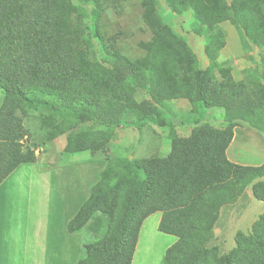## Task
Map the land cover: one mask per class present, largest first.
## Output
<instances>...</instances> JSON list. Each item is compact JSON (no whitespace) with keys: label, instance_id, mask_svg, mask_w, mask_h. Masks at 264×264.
I'll list each match as a JSON object with an SVG mask.
<instances>
[{"label":"trees","instance_id":"16d2710c","mask_svg":"<svg viewBox=\"0 0 264 264\" xmlns=\"http://www.w3.org/2000/svg\"><path fill=\"white\" fill-rule=\"evenodd\" d=\"M127 1L0 0V90L5 94L0 104V184L21 163L37 161L24 140L28 108L77 117L87 113L92 120L107 125L156 121L160 126L172 124V118L166 116L168 113L183 121L199 122L203 115L216 109L218 116L213 113L211 117H222L229 123L223 129L208 123L200 126L190 137L177 139L166 158L141 162L117 159L116 163L125 168L131 181L126 189L118 190L122 197L120 217L113 219L111 214L107 234L100 237L86 224L95 209L105 207L104 190L114 184L115 177L111 175L113 170L108 162L100 180L92 187L90 197L68 224V230L81 234L90 249L89 255L80 257L76 264H131L142 222L159 210L143 214L133 226L134 216L144 204L157 172L161 171L168 178L166 181L172 184L175 199L181 198L184 205L211 215H207L204 229L214 226L222 205L237 202L250 183L264 178V162L245 165L230 160L227 155L239 121L264 131V0H245L244 3L239 0L231 3L228 0H166L177 15L192 12L194 20L200 23L194 22L195 33L217 34L221 30L219 24L230 21L240 33L245 56L253 58L252 45L260 50V62L246 70L243 80H236L231 72L221 79L210 76L214 67H223L216 64L217 52L213 54L212 50L209 67L195 66L192 71L186 94L192 107L187 109L176 107L162 96L160 75L169 73L170 67L166 63L157 64V50L152 43L144 44L148 58L136 62L108 50L101 54L98 47L93 48L96 58L91 65L116 83L110 91L84 85V80L78 77L83 65L77 52L79 42H100L102 48L104 42H111L99 29V14L122 10ZM141 4L146 20L151 21V15L160 18L158 0H141ZM207 43L212 45L211 40ZM225 45L226 42H222L218 49ZM98 52L102 59L98 58ZM86 87L88 91L84 90ZM137 87L146 88L150 96L137 101L134 96ZM189 151L192 154L186 155ZM253 193L264 201L263 180L253 186ZM254 226L255 242L251 246L238 244L231 253L221 255L218 264H264V215ZM159 230L178 237L167 249L166 257L169 264H181L178 257L186 243L183 235L166 221L165 212Z\"/></svg>","mask_w":264,"mask_h":264},{"label":"rangeland","instance_id":"374dc122","mask_svg":"<svg viewBox=\"0 0 264 264\" xmlns=\"http://www.w3.org/2000/svg\"><path fill=\"white\" fill-rule=\"evenodd\" d=\"M228 1L231 3L233 0ZM239 1L244 3L245 0ZM158 2L160 18L151 15V21L146 20L141 0H129L123 3L122 10H107L99 14L101 24L99 29L111 42H104L103 48L100 42H79L77 52L83 65L77 75L84 80V85L98 88L103 92L114 89L116 85L108 76L95 70L91 65L96 58L92 51L95 46L100 49L101 54L108 50L136 62L146 60L149 56L144 44H154L157 50V64L161 66L166 63L170 67L169 73L160 75L161 94L176 107L186 109L192 107L186 95L192 71L195 66L202 69L209 67L212 50L213 54L217 52L216 64L219 63L218 65L223 67H214L210 76L219 79L225 73L232 74L234 70L235 79L243 80L246 70L254 63L260 62V50L254 45H252L254 59L248 58V55L241 57L232 55L228 58L221 55L224 47L219 49L218 47L222 42H227L228 32L225 26H228L230 21L221 22L219 24L221 30L217 34L213 32L197 34L192 26L194 22L200 23L194 20L191 11L176 16L166 0ZM238 34L240 36L239 31ZM208 40H211L212 45L207 43ZM101 54L97 53L100 59L103 58ZM88 89L86 87L84 90ZM134 96L139 101L150 95L146 88L137 87ZM4 99L5 94L0 90V104ZM27 110L28 114L24 118L27 131L25 144L34 152L36 160L41 165L62 163L77 156L101 157L107 163L110 162L113 170L111 175L115 178L112 182L114 184H109L108 189L104 190L103 198L106 205L95 209L86 224L98 232L100 237L107 234L110 215L112 214L113 219L120 217L122 197H119L118 190L126 189L131 181L125 168L116 163L117 159L129 158L141 162L149 158H166L172 153L177 139L190 137L200 126L208 123L214 128L223 129L229 125L222 117H211L213 113L214 116H218L219 110L216 109L203 115L199 122H195L194 119L183 121L173 113H168L166 116L172 118V124L169 126H160L156 121L136 125H107L92 120L87 113L77 117L38 108ZM242 122L245 121H239V124ZM242 142L235 148L239 154L243 151L248 157L253 155L257 157L256 159H262L264 146L261 139L253 141L252 146L247 145L246 141ZM232 149L234 150V147ZM185 154L191 155L192 152ZM166 179L168 178L161 171L152 177L148 195L134 216L133 226L137 225L142 215L149 211L159 209L157 211L162 214L165 212L166 221L183 235L186 243L185 249L178 257L181 264H218L221 255L231 253L238 244L251 246L255 242L254 225L264 215V201L254 196L253 186L261 180L264 181V178L256 179L246 187L240 197V203L239 198L235 203L222 205L211 229L203 228L207 215L210 217L211 215L184 205L181 198L175 199L172 196V184ZM194 225L197 227L194 228Z\"/></svg>","mask_w":264,"mask_h":264},{"label":"crops","instance_id":"0c3cea01","mask_svg":"<svg viewBox=\"0 0 264 264\" xmlns=\"http://www.w3.org/2000/svg\"><path fill=\"white\" fill-rule=\"evenodd\" d=\"M225 28L228 39L221 55L241 57L237 28L231 23ZM232 74L236 77L234 70ZM258 139L264 146V131L246 122L236 126L229 159L262 164L264 156L256 159L235 149L242 141L252 146ZM106 164L101 157L86 156L45 166L39 161L21 163L0 184V264H76L89 255L82 235L71 233L68 224L90 197ZM162 216L155 211L142 222L131 264H169L166 251L178 237L159 230Z\"/></svg>","mask_w":264,"mask_h":264}]
</instances>
